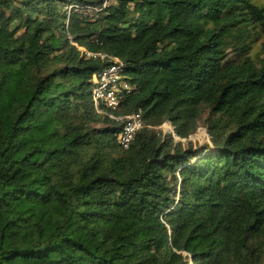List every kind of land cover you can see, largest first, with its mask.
<instances>
[{
    "label": "trees",
    "instance_id": "1",
    "mask_svg": "<svg viewBox=\"0 0 264 264\" xmlns=\"http://www.w3.org/2000/svg\"><path fill=\"white\" fill-rule=\"evenodd\" d=\"M105 2L0 0V264H264V0ZM103 55L134 87L114 116L143 112L127 150ZM205 111L213 150L154 129Z\"/></svg>",
    "mask_w": 264,
    "mask_h": 264
},
{
    "label": "built area",
    "instance_id": "2",
    "mask_svg": "<svg viewBox=\"0 0 264 264\" xmlns=\"http://www.w3.org/2000/svg\"><path fill=\"white\" fill-rule=\"evenodd\" d=\"M106 6L107 4L105 3L104 8ZM94 10L95 12L102 11V9L98 8H95ZM87 20L94 21L95 18L91 17ZM92 56L96 57V55ZM102 57L108 59L110 64L93 75L91 80L92 100L95 109L99 114L109 113L110 118L116 121L125 120L123 129L117 137V143L123 149L127 150L135 140L136 135L146 127L143 112L138 111L126 117L114 116L113 112L120 107L122 99L129 94L134 87L130 84L127 76L124 74L126 64L121 59L107 55H103ZM106 111L108 113H106Z\"/></svg>",
    "mask_w": 264,
    "mask_h": 264
},
{
    "label": "rangeland",
    "instance_id": "3",
    "mask_svg": "<svg viewBox=\"0 0 264 264\" xmlns=\"http://www.w3.org/2000/svg\"><path fill=\"white\" fill-rule=\"evenodd\" d=\"M255 2L259 5H262L263 0H255ZM105 3L107 5L113 4L114 0H106ZM87 7L78 8L75 6H68L66 10L64 11L68 12V14L71 15L72 13L71 11L74 10L73 11L74 15L80 18H84V19H90L91 17L98 18V16H100L99 12H95L94 10L95 8H98V7H93V6H87ZM207 21H209V19H207L206 22ZM67 24H69V20L67 21ZM263 43H264V36L262 35L258 36V38L254 41L253 49H252V56L255 59H258V56L262 50ZM231 57H233V54L231 55ZM208 118H209V113L205 111L201 119L199 120L196 131L189 138H186V139L179 138L176 135L175 128L169 121L165 122L161 126L154 127V129L160 132L163 137L172 135L175 138V140L182 142L185 147L192 146L195 151L201 150L205 148V146H209L211 150H213V143H212L209 128H208ZM94 126L102 127V124H97Z\"/></svg>",
    "mask_w": 264,
    "mask_h": 264
}]
</instances>
